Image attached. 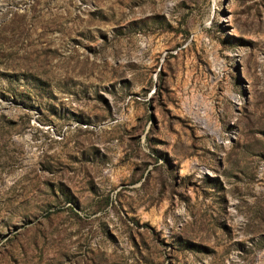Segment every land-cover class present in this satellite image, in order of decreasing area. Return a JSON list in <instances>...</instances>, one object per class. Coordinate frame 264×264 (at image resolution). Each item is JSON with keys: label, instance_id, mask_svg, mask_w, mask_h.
I'll return each instance as SVG.
<instances>
[{"label": "rangeland", "instance_id": "obj_1", "mask_svg": "<svg viewBox=\"0 0 264 264\" xmlns=\"http://www.w3.org/2000/svg\"><path fill=\"white\" fill-rule=\"evenodd\" d=\"M0 264H264V0H0Z\"/></svg>", "mask_w": 264, "mask_h": 264}]
</instances>
